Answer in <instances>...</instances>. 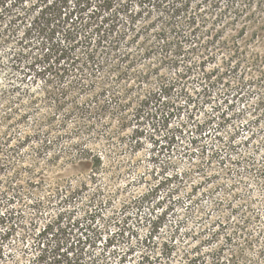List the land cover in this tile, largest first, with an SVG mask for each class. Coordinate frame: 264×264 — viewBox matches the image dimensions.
I'll list each match as a JSON object with an SVG mask.
<instances>
[{"label": "rangeland", "instance_id": "obj_1", "mask_svg": "<svg viewBox=\"0 0 264 264\" xmlns=\"http://www.w3.org/2000/svg\"><path fill=\"white\" fill-rule=\"evenodd\" d=\"M201 2L207 31L202 30V42L189 55L178 61L154 54L141 62L144 69H154L146 83L136 86L130 79L117 85L119 92L131 89L122 101L127 104L122 120L88 122L74 110L63 120L83 100V90L74 85L84 75L70 67L60 78L57 72L67 61L59 63L53 54L45 58L47 50L25 40L23 33L0 46V91L13 96L31 90L36 98L25 114L8 120L0 114V229L13 226L0 240V264H36L38 241H45L41 248L50 247L51 234L35 240L47 223L62 230V239L69 232H87L95 207L101 211L90 231L99 232L100 239L85 253L97 264H148L140 263L144 254L154 258L153 264H169L161 252L170 240L179 250L176 259L185 249L205 252L215 246H223L226 259L233 246L225 244L224 235L246 218L252 246L234 245L235 255L244 253L245 259L224 263L264 264V0H219L215 10L209 6L212 0ZM144 15L152 24L151 43L161 21L156 8H146ZM216 17H221L219 26L213 25ZM87 22L81 37L92 31ZM217 30L222 39L212 42ZM16 50L23 52L21 70L11 67ZM80 50L75 54L82 58ZM107 56L103 60L109 65L113 56ZM233 66L236 71L230 72ZM204 73L207 81L201 79ZM161 82L172 85L162 99L168 106L151 105L134 116L139 99ZM19 114L25 117L19 119ZM45 140L53 147L40 151ZM75 144L103 156L95 175L66 157L47 162ZM82 184L80 193L70 195ZM157 185L150 202L141 207L133 203ZM89 199L92 203L86 205ZM86 210L91 211L85 215ZM157 214L164 215L152 229L150 220ZM213 231L217 237L208 244L205 236ZM111 235L115 241L105 247L104 238ZM50 250L45 262L53 258Z\"/></svg>", "mask_w": 264, "mask_h": 264}, {"label": "trees", "instance_id": "obj_2", "mask_svg": "<svg viewBox=\"0 0 264 264\" xmlns=\"http://www.w3.org/2000/svg\"><path fill=\"white\" fill-rule=\"evenodd\" d=\"M218 1L212 0L209 2V6L215 10L218 7ZM201 3V0H0V46L9 43L14 38H22L19 37V34L23 33L25 40H35L43 46L44 50H47L44 54L45 58L49 54H53L59 56L57 57L59 63L67 61L61 68L62 71L57 72L60 78L68 75L70 67L78 70L80 75H84L81 83L75 82L74 85L83 90L84 96L81 98L83 100L76 102L72 111L64 114L63 120L73 115L74 111H80V118L82 117L88 122H102L107 118L122 120L125 119L124 111L127 108V104L122 101L131 89L127 88L123 92H119L116 88L117 85L130 79H134L136 86L146 83L152 77L154 69H144L141 62L154 54L163 55L165 58L172 55L178 61H181V56L184 58L189 55L202 42L200 35L202 30L207 31L206 19L200 14ZM149 7L157 9L161 21L151 43L148 42V39L151 36L152 24L146 22L144 15L146 8ZM85 13L88 14L86 20H88L87 24L92 26V31L82 34L81 37V28L86 21ZM142 18L144 21H141ZM221 23V17H216L213 25L218 24L219 26ZM216 33L212 42L217 41V37H220L217 42L222 39L221 31L217 30ZM75 50H80L82 58L75 54ZM22 53L21 50L13 51L15 56L11 63L13 69L21 70L23 60L19 56ZM106 55H108L107 57L113 56L109 65L106 64L107 60H103ZM235 71L236 66L230 68V72ZM155 73H158L156 69ZM99 74L100 77H98ZM206 78L210 79L209 75L204 73L201 79L207 81ZM98 80L100 88L94 92L97 89L95 86ZM171 88V84L161 82L156 85L155 89L143 94L133 110V115L140 116L146 109H150L151 105L155 106L158 103H161V107L168 106L169 103L163 102L162 99ZM5 92L7 91L4 89L0 91V108L3 107L0 109V114L3 120L11 119L12 116L18 115V112L25 114L26 110L35 103L36 98L32 95L31 90H24V92L13 94V96H7ZM111 111H117L118 114H110ZM23 114H19V119L25 117ZM20 146L18 145V147ZM49 147H53V142L45 140L39 150ZM71 150H73L72 154ZM62 157L70 159L71 164L75 162L83 169H89L93 175L100 171L103 164V156L97 150L76 144L65 151L54 154V156H49L47 162L53 165L56 160ZM83 187H85L84 184L79 186V189L70 191V195L80 193ZM158 187L159 185L135 198L133 203L137 207H141L144 203L150 202V198L154 197ZM171 195L173 192L169 196ZM87 201L86 205L92 203L91 199ZM170 208H173L172 204L167 206V209ZM89 211L91 210H86L85 215ZM93 211L94 213L91 212V217L87 219L86 224L89 228L87 232L86 229L76 234L69 232L68 238H59L62 230H57L53 223H47L43 230L39 231L35 240L37 241L38 237L43 238L51 234L48 249H51L53 258L48 257L49 261H44L49 250L41 248L42 244L45 245V241L40 239L36 246L38 253L34 260L35 263L97 264L98 260H95L94 257L89 256L86 259L88 253H85L87 246L93 248L97 240L100 239L99 232L90 230L95 222L97 215L95 213H99L101 209L95 207ZM153 213L154 209L149 212L150 216ZM163 215L157 214L151 218L152 229L158 227ZM246 224L247 218L241 224H235L233 230L224 235L225 244L233 246V249L227 252L226 259H223L221 254L224 252L223 246H215L205 252L203 248L185 249L176 259L174 256L179 250L176 242L170 240L169 243H164V249L161 252L166 258L164 261L169 264H225L224 262L238 260L239 257H242V253L237 257L234 245H243L244 249L252 246L253 242V235L245 232ZM178 228L179 226H176L174 233L172 232L173 236L178 232ZM11 230H13L12 225L5 231L0 229V240L6 238ZM261 231L263 233L264 228ZM63 232L67 236V232ZM152 236L150 233V238ZM205 237L206 243L209 244L215 240L217 235L213 231ZM147 239L149 237L145 239V242ZM240 239H242L241 242H239ZM104 240L105 247H108L115 241V236L111 235ZM260 246V252H264L263 246ZM128 252L129 249L120 258L122 259ZM90 254L94 255L92 252ZM100 255L103 256V254ZM141 257L140 263L146 260L148 264H153L154 258L148 254ZM155 259L160 258L157 256ZM242 259H245L244 253ZM231 264L234 263L231 262Z\"/></svg>", "mask_w": 264, "mask_h": 264}]
</instances>
